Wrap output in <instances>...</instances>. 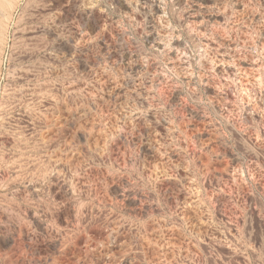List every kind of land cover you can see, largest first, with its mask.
Returning a JSON list of instances; mask_svg holds the SVG:
<instances>
[{
	"label": "rangeland",
	"instance_id": "1",
	"mask_svg": "<svg viewBox=\"0 0 264 264\" xmlns=\"http://www.w3.org/2000/svg\"><path fill=\"white\" fill-rule=\"evenodd\" d=\"M8 1L0 264H264V0Z\"/></svg>",
	"mask_w": 264,
	"mask_h": 264
},
{
	"label": "bare ground",
	"instance_id": "2",
	"mask_svg": "<svg viewBox=\"0 0 264 264\" xmlns=\"http://www.w3.org/2000/svg\"><path fill=\"white\" fill-rule=\"evenodd\" d=\"M4 3H6L7 5H10V2L8 1V0H4ZM12 4V3H11ZM3 13V12H2ZM2 13H1V15H2ZM10 14V13H9ZM3 16V15H2ZM7 16V15H6ZM4 17V16H3ZM4 23V22H3ZM6 26H7V24H6ZM7 92H9V91H7ZM8 96V95H7ZM5 97V96H4ZM9 102V101H8ZM10 103H8V105H9ZM19 104V103H18ZM4 105V104H3ZM6 105V104H5ZM2 106V105H1ZM10 107V106H9ZM5 108V107H4ZM13 108V107H12ZM8 114V113H7ZM1 115V114H0ZM6 116V115H5ZM11 120V119H10ZM5 125V124H4ZM10 125V124H9ZM14 128V127H13ZM17 128V127H16ZM16 128H15V130H16ZM19 130V129H18ZM7 133H8V131H7ZM5 134V133H4ZM14 134V133H13ZM15 136V135H14ZM13 136V137H14ZM18 136V135H17ZM22 136V135H21ZM16 137V136H15ZM19 138H20V134H19ZM26 138V137H25ZM19 141V140H18ZM20 141H21V138H20ZM19 141V142H20ZM24 141V140H23ZM26 141V140H25ZM28 141V140H27ZM14 142V141H13ZM22 142V141H21ZM13 144V143H12ZM22 145V144H21ZM12 147V146H11ZM19 148H21V147H19ZM30 148V147H29ZM27 149V148H26ZM18 150V149H17ZM13 151H14V149H13ZM22 151H24V149L22 148ZM19 152V151H18ZM1 153V152H0ZM11 154V153H10ZM13 155V154H12ZM20 155V156H19ZM19 155H16V158H17V156L19 157V160H20V157H21V154H19ZM1 156H2V154H1ZM11 156V155H10ZM9 156V157H10ZM29 156V155H28ZM1 158V157H0ZM12 158V157H11ZM15 158V157H14ZM29 160V159H28ZM6 161V160H5ZM8 161H10L11 162V160H8ZM13 161L15 162V159H13ZM16 161H17V159H16ZM22 162H24L23 160H21ZM21 161L19 162V163H21ZM26 161V160H25ZM32 161H34V160H32ZM31 161V162H32ZM1 162V161H0ZM28 162V161H27ZM2 163V162H1ZM18 163V162H17ZM6 164V163H5ZM4 165V164H3ZM15 165V164H14ZM22 165V164H21ZM24 165V164H23ZM29 165V164H28ZM32 166V165H31ZM2 167V166H1ZM15 167H16V165H15ZM14 167V168H15ZM18 167V166H17ZM21 167H23V166H21ZM26 168V167H25ZM13 169V168H12ZM10 171V170H9ZM11 172V171H10ZM9 172V173H10ZM16 172V171H15ZM8 173V174H9ZM13 173V172H12ZM25 173H27V172H25ZM14 174V173H13ZM20 174V173H19ZM22 174V173H21ZM10 175V174H9ZM26 175V174H25ZM19 176V175H18ZM22 176V175H21ZM1 177V176H0ZM5 179V178H4ZM7 179V178H6ZM13 178H11V180H12ZM2 180V179H1ZM16 180V179H15ZM20 181H22L21 179H20ZM13 182H16V181H13ZM17 182H19V181H17ZM3 184V183H2ZM2 184H0V185H2ZM9 186V185H8Z\"/></svg>",
	"mask_w": 264,
	"mask_h": 264
}]
</instances>
